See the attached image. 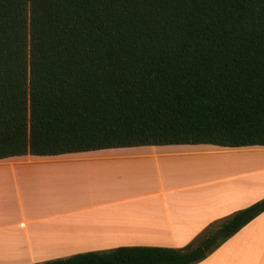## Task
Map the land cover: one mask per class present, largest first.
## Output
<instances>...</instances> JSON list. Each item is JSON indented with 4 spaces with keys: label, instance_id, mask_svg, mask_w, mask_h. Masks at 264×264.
Returning <instances> with one entry per match:
<instances>
[{
    "label": "trees",
    "instance_id": "trees-1",
    "mask_svg": "<svg viewBox=\"0 0 264 264\" xmlns=\"http://www.w3.org/2000/svg\"><path fill=\"white\" fill-rule=\"evenodd\" d=\"M201 143L264 145V0H0V159ZM263 211L41 264H195Z\"/></svg>",
    "mask_w": 264,
    "mask_h": 264
},
{
    "label": "crops",
    "instance_id": "crops-1",
    "mask_svg": "<svg viewBox=\"0 0 264 264\" xmlns=\"http://www.w3.org/2000/svg\"><path fill=\"white\" fill-rule=\"evenodd\" d=\"M264 198V145L163 144L0 159V264L183 247ZM195 264H264V211Z\"/></svg>",
    "mask_w": 264,
    "mask_h": 264
}]
</instances>
